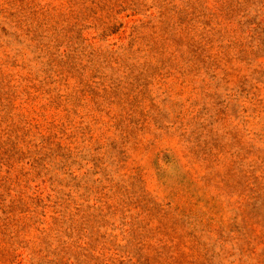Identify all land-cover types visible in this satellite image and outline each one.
Wrapping results in <instances>:
<instances>
[{"label": "rangeland", "instance_id": "1", "mask_svg": "<svg viewBox=\"0 0 264 264\" xmlns=\"http://www.w3.org/2000/svg\"><path fill=\"white\" fill-rule=\"evenodd\" d=\"M0 264H264V0H0Z\"/></svg>", "mask_w": 264, "mask_h": 264}]
</instances>
